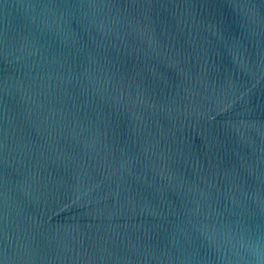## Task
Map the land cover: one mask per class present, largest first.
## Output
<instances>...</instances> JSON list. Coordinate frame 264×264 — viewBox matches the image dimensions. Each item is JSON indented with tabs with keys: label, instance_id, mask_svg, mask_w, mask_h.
<instances>
[{
	"label": "water",
	"instance_id": "water-1",
	"mask_svg": "<svg viewBox=\"0 0 264 264\" xmlns=\"http://www.w3.org/2000/svg\"><path fill=\"white\" fill-rule=\"evenodd\" d=\"M264 0H0V264H264Z\"/></svg>",
	"mask_w": 264,
	"mask_h": 264
},
{
	"label": "clouds",
	"instance_id": "clouds-1",
	"mask_svg": "<svg viewBox=\"0 0 264 264\" xmlns=\"http://www.w3.org/2000/svg\"><path fill=\"white\" fill-rule=\"evenodd\" d=\"M239 246H240L241 248L247 247V249H248L252 254H254L255 256H257V258H260V257L264 256V250L259 249L258 247H256V246L253 245V244H244V243H241Z\"/></svg>",
	"mask_w": 264,
	"mask_h": 264
}]
</instances>
